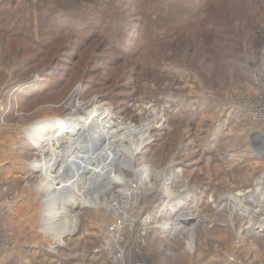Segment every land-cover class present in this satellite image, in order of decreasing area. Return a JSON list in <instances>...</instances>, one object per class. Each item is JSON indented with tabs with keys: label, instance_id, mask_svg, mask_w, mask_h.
Masks as SVG:
<instances>
[{
	"label": "rangeland",
	"instance_id": "1",
	"mask_svg": "<svg viewBox=\"0 0 264 264\" xmlns=\"http://www.w3.org/2000/svg\"><path fill=\"white\" fill-rule=\"evenodd\" d=\"M54 2L0 0V264H111L114 244L105 232L115 233L118 223L121 249L131 239L145 241L144 256L156 264H264V231H257L264 161L248 117L261 93L256 63L264 58L254 47L243 50L237 56L253 63L238 72L237 58L222 62L208 52L217 41L212 23L257 21L264 0H206L170 32L169 8L145 26L133 0ZM96 109L113 121L146 126L150 139L134 163L157 172L158 187L131 192L121 212L123 196L116 204L102 193L114 214L94 205L71 209L78 226L56 243L44 230L46 195L33 167L41 156L28 129L52 119L80 123ZM131 170L125 168L128 178L114 190L137 183ZM115 208L136 220L125 221ZM147 215L154 217L149 237L141 232ZM166 221L170 227L158 226Z\"/></svg>",
	"mask_w": 264,
	"mask_h": 264
},
{
	"label": "bare ground",
	"instance_id": "2",
	"mask_svg": "<svg viewBox=\"0 0 264 264\" xmlns=\"http://www.w3.org/2000/svg\"><path fill=\"white\" fill-rule=\"evenodd\" d=\"M79 120L80 123H76L74 117L59 121L54 119L48 122L40 121L34 123V126L28 129L29 138L32 139L34 147L41 156L34 161L33 167L42 175L38 188L41 193L46 195L44 199V217L42 218L45 225L44 230L53 236L56 243H62L64 237L75 231L78 226L79 219L77 215L74 213L72 216L69 215L71 209L76 210L77 208L94 205L105 208L114 214L115 212L112 209L114 207L111 205L113 203L109 202L108 197L100 198L102 193L110 192L116 204L120 201L119 197L123 196L124 202L119 208L121 212L127 208L131 192H141L144 188L153 191L158 187L153 186L156 185L153 178L160 177L150 167L144 170H136L134 163L137 151L145 146L147 139H150V133L146 126L138 129L129 123L124 124L113 121L104 111L99 109L92 110L89 115L81 117ZM138 136L140 138L137 140ZM126 141H129V144ZM75 165H78L77 169ZM66 168L72 171L70 176L65 174L64 170ZM125 168L135 171L137 183L130 189L126 187V190H114L116 183L123 184L128 178ZM168 180L166 179L163 184L167 192L170 190V180ZM95 183L97 185L104 183L105 185L100 190L91 191V187ZM80 185H83L84 190L80 189ZM258 186H260L259 189L264 188L261 180L258 181ZM121 188L123 187L121 186ZM171 203L173 204V202ZM180 205L182 206L180 203L178 207H181ZM115 209L117 210V208ZM175 209L173 208V210ZM116 215L121 218L126 217L125 221L132 222L136 220V218L132 219L133 216H127L128 214L120 215L118 210ZM69 216L70 220H68ZM177 218L178 222H184V218ZM153 219L154 217L149 215L142 219L141 232L143 235L146 234L147 237L150 233L146 229L148 225L154 222ZM170 223L166 221L158 226L168 228ZM196 224H193V232H195ZM260 226L262 229H259L258 226L257 229L264 230V222H260ZM118 227L119 223L115 226V231H117L110 234L111 236L107 231L105 232L110 239H113L114 244L112 246L114 249L109 250L111 253L110 261L111 264H129V259L131 260L133 256L131 254L136 252L134 244L136 249L140 247L137 246V242L134 243L131 239L130 242L126 241L128 248L126 249L125 246L121 249V231L117 229ZM105 233L104 235H106ZM174 233L176 232L174 231ZM193 242V238H191L188 244L190 249H193ZM143 243L145 244V241ZM52 247L55 249L54 246ZM107 248L108 242L107 244L104 242L100 251L104 252ZM116 256H118V259L113 261L112 258Z\"/></svg>",
	"mask_w": 264,
	"mask_h": 264
},
{
	"label": "trees",
	"instance_id": "3",
	"mask_svg": "<svg viewBox=\"0 0 264 264\" xmlns=\"http://www.w3.org/2000/svg\"><path fill=\"white\" fill-rule=\"evenodd\" d=\"M43 4L48 7L50 3H55V0H41ZM52 1V2H51ZM60 4L62 2H68L70 6L74 7V0H58ZM77 0H75L76 2ZM88 1V0H87ZM91 1V0H89ZM98 1V0H97ZM206 0H173V2H168L160 5L159 0H154L153 5H149L146 0H133V4L136 7H139V12L143 17L142 25H148L147 19H152L154 12H161L163 15V10L169 8L167 14H165V26L167 27V32L171 30H175L177 25H183L186 20L191 19L193 16L195 17L197 14V10L205 4L203 3ZM59 4V3H58ZM59 4V5H60ZM160 5V6H159ZM166 5L164 8L163 6ZM264 11L259 10L257 21H255L254 17H248L240 22L236 20H228L224 23L223 19H219L216 23H212V26L217 27V37L215 36L216 44L214 46H210L208 49L209 55L213 54L220 61L230 60L232 57L237 58L239 62L236 64L238 72H247L248 67L253 63V60H243V58L237 56L243 50H247L248 48H255L258 51V55H262L260 59L264 58ZM45 18L48 16L43 15ZM193 17V18H194ZM162 18V16H161ZM203 21V20H202ZM204 25L206 21H203ZM224 23V24H223ZM211 24V22H210ZM177 28V27H176ZM178 29V28H177ZM139 31V30H138ZM242 32V33H241ZM251 33L254 36H251ZM216 35V34H215ZM232 48L235 52H230L228 49ZM213 56V57H214ZM260 60H257L259 63ZM235 63V62H234ZM217 85V84H216Z\"/></svg>",
	"mask_w": 264,
	"mask_h": 264
},
{
	"label": "built area",
	"instance_id": "4",
	"mask_svg": "<svg viewBox=\"0 0 264 264\" xmlns=\"http://www.w3.org/2000/svg\"><path fill=\"white\" fill-rule=\"evenodd\" d=\"M264 67L262 60L257 64L256 70H255V78L258 80V85L261 90V93L259 92V96L257 98L258 105L256 109L253 111L254 118L257 120H264ZM191 231L193 229V226L190 227ZM178 235L172 234V237H174V241L178 240ZM139 246V249H136L135 253H132L131 260L129 259V264H156L154 261H152L150 258H146L145 251H143V248L147 246V243H141L138 240L137 241ZM163 248V246H161ZM115 263V262H114ZM116 264V263H115Z\"/></svg>",
	"mask_w": 264,
	"mask_h": 264
},
{
	"label": "crops",
	"instance_id": "5",
	"mask_svg": "<svg viewBox=\"0 0 264 264\" xmlns=\"http://www.w3.org/2000/svg\"><path fill=\"white\" fill-rule=\"evenodd\" d=\"M262 63H263V67H264V60H262ZM258 87H259V85H258ZM254 95L255 96L253 97V100H254V103H255V108L253 109V111L256 109V107L258 105L257 98L259 96V93L256 92ZM248 114H249L248 117L250 118L251 124L256 129V132H258L257 133L258 135H255V139L254 140L256 142L257 148L260 150V154L262 155V157H263L262 159L264 161V120L255 119L252 110ZM263 178L264 177H262V179ZM259 188H260V186H258V190L263 189V188H261V189H259ZM260 218H258L259 222H261V223L264 222V212H261V217ZM259 229H261V226L259 227ZM259 229L257 230L258 232L259 231H264V230H259Z\"/></svg>",
	"mask_w": 264,
	"mask_h": 264
},
{
	"label": "water",
	"instance_id": "6",
	"mask_svg": "<svg viewBox=\"0 0 264 264\" xmlns=\"http://www.w3.org/2000/svg\"><path fill=\"white\" fill-rule=\"evenodd\" d=\"M75 166H76V169H77V168H78V165H75ZM76 169H75V171H76ZM64 171H65V174H66L67 176H70V174H72V173H71L72 171H69L68 168H66ZM104 185H105L104 183H101V184H99V185H97V184L95 183V184L92 185V187H91V191H92V190H100V188H101L102 186L104 187ZM101 189H102V188H101Z\"/></svg>",
	"mask_w": 264,
	"mask_h": 264
}]
</instances>
